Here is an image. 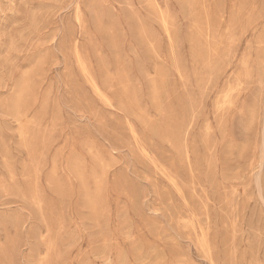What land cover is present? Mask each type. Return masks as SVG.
Instances as JSON below:
<instances>
[{
	"label": "rangeland",
	"instance_id": "obj_1",
	"mask_svg": "<svg viewBox=\"0 0 264 264\" xmlns=\"http://www.w3.org/2000/svg\"><path fill=\"white\" fill-rule=\"evenodd\" d=\"M0 264H264V0H0Z\"/></svg>",
	"mask_w": 264,
	"mask_h": 264
},
{
	"label": "bare ground",
	"instance_id": "obj_2",
	"mask_svg": "<svg viewBox=\"0 0 264 264\" xmlns=\"http://www.w3.org/2000/svg\"><path fill=\"white\" fill-rule=\"evenodd\" d=\"M263 158V157H262Z\"/></svg>",
	"mask_w": 264,
	"mask_h": 264
}]
</instances>
